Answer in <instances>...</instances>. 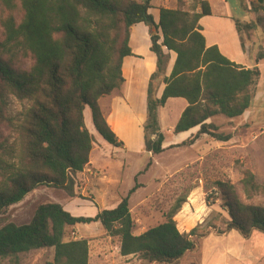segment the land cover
<instances>
[{
	"label": "trees",
	"instance_id": "trees-1",
	"mask_svg": "<svg viewBox=\"0 0 264 264\" xmlns=\"http://www.w3.org/2000/svg\"><path fill=\"white\" fill-rule=\"evenodd\" d=\"M151 1L0 0V127L8 131L6 135L0 131V259L54 249L53 262L46 264H89V240L66 242L64 236L68 227L93 223H100L110 237L119 238L123 257L176 264L195 249L196 229L182 233L174 219L186 198L176 202L164 223L134 234L130 200L141 187L138 175L135 186L116 207L95 217H76L60 204L47 203L37 208L27 224L2 225L5 212L40 186L62 189L76 197L75 189L90 164L95 144L85 123L87 107L102 139L117 149L124 146L108 123L100 100L125 83L123 61L134 56L130 36L138 24L162 33L161 44L158 34L151 38L157 70L148 88L146 147L154 155L165 152L158 110L171 98L188 103L174 134L200 127L196 136L179 147L192 146L202 135L222 143L232 139V135L220 133L217 125L206 122L216 116L242 117L254 99L260 69L236 64L218 46H207L200 25L204 17L212 15L206 0H177V9L161 8L158 24L149 13ZM18 9L22 12L20 23L15 16ZM236 28L244 50L240 22L236 21ZM16 48L31 59L28 71L16 68ZM171 52L177 58L167 77ZM263 59L261 53L257 62ZM162 84L165 89L158 98ZM11 98L30 104L13 116ZM240 183L247 200L264 196V184L258 183L251 171L242 174ZM215 187L230 216L227 231H238L244 237L254 231L264 233V207L242 202L229 182H216Z\"/></svg>",
	"mask_w": 264,
	"mask_h": 264
},
{
	"label": "rangeland",
	"instance_id": "rangeland-1",
	"mask_svg": "<svg viewBox=\"0 0 264 264\" xmlns=\"http://www.w3.org/2000/svg\"><path fill=\"white\" fill-rule=\"evenodd\" d=\"M152 1L175 9L177 0ZM211 3L212 15L200 21L207 42L218 43L221 53L230 56L236 64H255L264 53V0H211ZM15 16L20 23V9ZM234 20L241 24L244 52L250 51L251 55H245L241 49ZM0 39H3L1 24ZM13 54L17 69L28 71L31 68L32 61L25 57L21 48L14 49ZM258 63L261 77L254 89L251 107L246 111L250 113L239 119L226 118L217 122L221 124L218 126L220 133L232 135L227 143L202 135L192 146L179 147L197 135L194 134L183 143L171 144L162 154L154 155L146 151L140 131L133 125L134 114L126 108H117L114 115L125 130L120 132L126 139L121 138L125 145L117 149L96 132L89 108H86V127L95 140L90 158L94 166L88 165L81 175V184L75 189L76 197H70L62 189L40 186L5 212L2 225L27 224L37 208L47 203L60 204L76 217H95L100 209H112L125 197L135 186L138 175L137 183L141 187L130 200L135 235L164 223L176 202L186 198L174 219L180 232L190 233L196 229L197 236L193 237L196 247L176 264H264V233L254 231L244 237L238 231H227L228 209L221 196L215 193L216 182H229L242 202L264 207V196L247 200L240 183L242 174L251 171L258 183L264 184V59ZM29 104V101L20 103L11 98L10 112L17 116ZM101 108L106 113L111 110L107 100L101 103ZM0 131L8 133L4 127H0ZM168 138L174 137L171 134ZM77 239L89 240L90 264H155L138 256H121L117 249L119 238L110 237L100 223L66 228L64 241ZM53 260L54 249H42L17 258H1L0 264H46Z\"/></svg>",
	"mask_w": 264,
	"mask_h": 264
},
{
	"label": "crops",
	"instance_id": "crops-1",
	"mask_svg": "<svg viewBox=\"0 0 264 264\" xmlns=\"http://www.w3.org/2000/svg\"><path fill=\"white\" fill-rule=\"evenodd\" d=\"M206 1L210 4L212 8L213 6L211 3V0H206ZM151 5H152V9H150L149 13L154 17V21L156 24H158L160 20L161 8L171 9L164 5L154 4L153 1H151ZM175 9H177V1H176ZM236 21L240 22L239 20H234V22ZM235 27H236V24H235ZM151 32H152V29H150L143 23L138 24L132 28L131 36H130V47L132 49L134 56L126 57L123 61L122 73L125 79V83L120 89L115 90L110 96L104 97L100 100V105L105 100L109 102L110 108H111L110 112L106 113L105 111H103V113L108 123L110 124L112 130L117 134V136H119L120 139L122 138L125 141H126L125 135L120 132V130H123V131L125 130L122 128L118 120H116L114 113L117 108H126L127 110L132 112L135 116L133 120V125L135 124L138 130L140 131L141 140L142 142H144V144H145L144 125L146 124V121L148 118V115H147L148 88H149L151 76L157 70V57L155 53L151 51V46H152ZM236 32L239 37V42H240V46L242 49L241 38H240V34L237 31V28H236ZM156 34H158L161 37V40L159 42L161 44L162 43L161 30L159 29ZM206 44L208 47L218 46L220 50L222 49L218 43L209 44L207 42V39H206ZM164 51L167 53L166 49H164ZM242 51L244 52L243 49ZM244 54L251 55L250 51L244 52ZM170 56H171V60H170V63L168 65L167 72H166L167 77H170L172 70H173V66L177 58V55L174 52H171ZM227 58L230 59L232 62H236L234 61V59H231L230 56L229 57L227 56ZM238 64L246 68H254V67L261 68L260 67L261 65L257 61L255 64H250V63H238ZM164 89H165V84H162L158 90V94H157L158 98H160L163 95ZM173 106L174 108H171ZM187 106H188V103L186 102V100L181 99V98H171L167 101L164 107H161L158 110V120H159L160 129H161V132L165 136V142L163 144V148L165 150L170 148L169 145L171 144L178 145L179 143H183L189 136L197 134L199 132L200 127H196L188 132H184L178 135L174 134V129L177 123L179 122L183 112L187 108ZM85 112H86V109H85ZM248 113L246 112L245 114L247 115ZM84 115H85V121H86V114L84 113ZM220 119H226V117L216 116L212 119H209L206 123L211 124L214 122L217 126L220 127L221 124L220 123L217 124V122ZM236 119H239V118H236ZM91 120H92V114H91ZM229 120H234V119H229ZM118 123L120 126L118 125ZM165 125L167 126V132H170V134L166 133ZM171 134L176 139L175 142H172L174 138L173 139L168 138V135H171ZM91 163H92V160L90 159L89 165L94 166V164H91ZM94 202H95V196H94ZM119 202H120V199L118 200L116 205H114V207H116ZM100 211H102V209H100ZM117 249L118 251H120L119 247Z\"/></svg>",
	"mask_w": 264,
	"mask_h": 264
},
{
	"label": "water",
	"instance_id": "water-1",
	"mask_svg": "<svg viewBox=\"0 0 264 264\" xmlns=\"http://www.w3.org/2000/svg\"><path fill=\"white\" fill-rule=\"evenodd\" d=\"M158 30L152 29L151 35L154 36L157 33ZM147 152H152L149 148H146Z\"/></svg>",
	"mask_w": 264,
	"mask_h": 264
}]
</instances>
